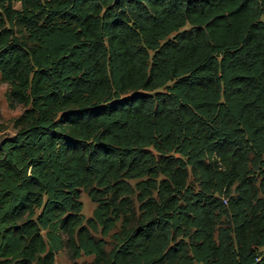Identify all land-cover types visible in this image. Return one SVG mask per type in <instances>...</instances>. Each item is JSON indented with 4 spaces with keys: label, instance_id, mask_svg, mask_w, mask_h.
Wrapping results in <instances>:
<instances>
[{
    "label": "trees",
    "instance_id": "16d2710c",
    "mask_svg": "<svg viewBox=\"0 0 264 264\" xmlns=\"http://www.w3.org/2000/svg\"><path fill=\"white\" fill-rule=\"evenodd\" d=\"M0 84V264H264V0H0Z\"/></svg>",
    "mask_w": 264,
    "mask_h": 264
},
{
    "label": "rangeland",
    "instance_id": "374dc122",
    "mask_svg": "<svg viewBox=\"0 0 264 264\" xmlns=\"http://www.w3.org/2000/svg\"><path fill=\"white\" fill-rule=\"evenodd\" d=\"M6 85L0 84V136L11 135L13 129L11 126V121L14 117L19 115L23 110L22 106L14 105L10 106L5 97ZM80 200L83 204V215L85 218L91 216L92 210L94 208V203H92L86 195V192H80ZM91 256L82 255L77 259V262L90 261ZM71 261L68 257L67 250L61 249L55 254L54 264H70Z\"/></svg>",
    "mask_w": 264,
    "mask_h": 264
}]
</instances>
